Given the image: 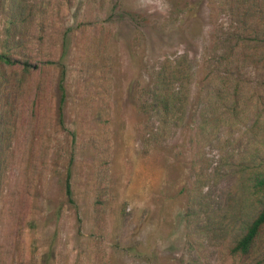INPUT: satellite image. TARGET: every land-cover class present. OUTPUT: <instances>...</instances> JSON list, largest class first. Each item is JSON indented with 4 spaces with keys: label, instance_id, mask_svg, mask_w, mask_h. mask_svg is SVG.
<instances>
[{
    "label": "rangeland",
    "instance_id": "rangeland-1",
    "mask_svg": "<svg viewBox=\"0 0 264 264\" xmlns=\"http://www.w3.org/2000/svg\"><path fill=\"white\" fill-rule=\"evenodd\" d=\"M263 7L0 0V264H264Z\"/></svg>",
    "mask_w": 264,
    "mask_h": 264
},
{
    "label": "trees",
    "instance_id": "trees-1",
    "mask_svg": "<svg viewBox=\"0 0 264 264\" xmlns=\"http://www.w3.org/2000/svg\"><path fill=\"white\" fill-rule=\"evenodd\" d=\"M262 15L261 18V33L264 35V7L261 10ZM257 29V28H256ZM262 44L264 46V39H262ZM0 61L3 63L13 65L15 64L16 60L10 57L9 55L5 53H0ZM28 64H24L23 69L27 70ZM62 81H64V74L62 71V74L60 75L57 88L59 91V114L62 115V100H63V94H64V87L62 85ZM168 98L167 94H163L161 96L162 103L165 102V99ZM161 102V101H159ZM264 167V165H263ZM249 187L252 189L254 193H263L264 195V169H260L258 171H254L252 175L250 176L249 180ZM64 188L66 190V195L70 197L71 191L69 190V185L67 181L65 182ZM264 225V201L263 206L260 211L257 212L255 217L247 224L245 228L244 235L235 243V245L232 248V252L234 254H240L244 255V253L249 252L250 248L252 247L255 239L258 237L261 227Z\"/></svg>",
    "mask_w": 264,
    "mask_h": 264
}]
</instances>
